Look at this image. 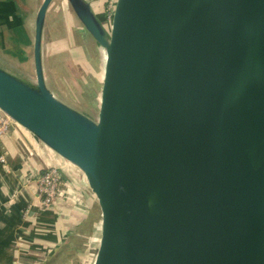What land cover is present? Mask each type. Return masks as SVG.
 Returning <instances> with one entry per match:
<instances>
[{"label": "water", "instance_id": "1", "mask_svg": "<svg viewBox=\"0 0 264 264\" xmlns=\"http://www.w3.org/2000/svg\"><path fill=\"white\" fill-rule=\"evenodd\" d=\"M52 2L35 77L0 61V110L84 183L78 262L264 264V0H67L89 112L48 84Z\"/></svg>", "mask_w": 264, "mask_h": 264}, {"label": "crops", "instance_id": "2", "mask_svg": "<svg viewBox=\"0 0 264 264\" xmlns=\"http://www.w3.org/2000/svg\"><path fill=\"white\" fill-rule=\"evenodd\" d=\"M89 1L98 14L104 0ZM42 2L0 0V61L30 78L35 77V25ZM87 39L91 48L88 35ZM15 61L24 62L33 74L29 76ZM46 77L49 84L47 73ZM11 127L0 142V154L7 159L5 165H0V264H80L76 231L90 199L82 194L84 183L66 160L29 131L15 123ZM53 166L61 169L65 192L71 189L73 196L59 202L57 208L45 209L39 192L40 177Z\"/></svg>", "mask_w": 264, "mask_h": 264}, {"label": "rangeland", "instance_id": "3", "mask_svg": "<svg viewBox=\"0 0 264 264\" xmlns=\"http://www.w3.org/2000/svg\"><path fill=\"white\" fill-rule=\"evenodd\" d=\"M87 41V34L74 17L67 0H54L45 31V61L49 85L59 99L83 112L88 111L84 106L85 83L91 63ZM15 63L22 66L29 76L33 74L32 70H26L24 62ZM64 183L63 179L60 180L53 203L49 208H43H57L59 202L68 200L69 195L73 196L71 189L68 193L65 192Z\"/></svg>", "mask_w": 264, "mask_h": 264}, {"label": "built area", "instance_id": "4", "mask_svg": "<svg viewBox=\"0 0 264 264\" xmlns=\"http://www.w3.org/2000/svg\"><path fill=\"white\" fill-rule=\"evenodd\" d=\"M14 121L5 114L2 110H0V140H2L10 131V127ZM6 156L4 154H0V165L6 164ZM62 180L61 169L57 167H49L47 168L40 177V185L39 192L42 196V206L50 207L53 203L56 195L58 194L57 187Z\"/></svg>", "mask_w": 264, "mask_h": 264}, {"label": "trees", "instance_id": "5", "mask_svg": "<svg viewBox=\"0 0 264 264\" xmlns=\"http://www.w3.org/2000/svg\"><path fill=\"white\" fill-rule=\"evenodd\" d=\"M87 44L89 45V43L87 42Z\"/></svg>", "mask_w": 264, "mask_h": 264}]
</instances>
